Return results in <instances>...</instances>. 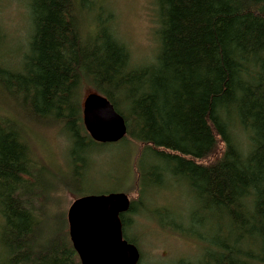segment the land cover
Returning <instances> with one entry per match:
<instances>
[{
    "label": "trees",
    "instance_id": "1",
    "mask_svg": "<svg viewBox=\"0 0 264 264\" xmlns=\"http://www.w3.org/2000/svg\"><path fill=\"white\" fill-rule=\"evenodd\" d=\"M155 2L159 48L152 61L136 65L111 12L100 10L86 31L93 0H26L28 51L21 53L18 66L0 61L1 242L8 264L82 263L67 231L68 218L42 210L48 180L38 182L43 171L32 168L24 125L1 108L8 104L60 125L75 147L97 145L83 122L87 86L123 115L128 126L123 140L143 143L142 193L171 177L186 182L200 198L197 212L214 209L226 220L220 225L223 240L213 242L217 264H262L264 0ZM77 151L76 171L80 160L84 164ZM145 206L131 200L121 214L124 236L135 244L128 234L129 215ZM222 233L217 227L216 235ZM257 241L261 249L253 247ZM177 264L195 263L182 259Z\"/></svg>",
    "mask_w": 264,
    "mask_h": 264
},
{
    "label": "rangeland",
    "instance_id": "2",
    "mask_svg": "<svg viewBox=\"0 0 264 264\" xmlns=\"http://www.w3.org/2000/svg\"><path fill=\"white\" fill-rule=\"evenodd\" d=\"M93 1V11L86 19L87 32L100 10L104 14L111 12L113 27L130 48L133 62L137 65L154 59L159 48L155 0ZM28 14L26 0H0L2 63L18 66L21 53L28 51ZM85 88L82 101L93 90ZM1 109L8 115H14L24 125L22 135L31 151L32 168L43 171L38 182L43 185L44 179L48 180L45 182L49 186L45 190L47 197L42 200L45 213L48 211L57 219L64 216L67 220L69 207L79 197L75 188L82 189L85 195L125 192L131 200L146 205L142 212L129 215L131 226L128 234L136 240L141 252L140 264H177L182 259L195 264H217L218 251L213 242L223 240L224 229L220 225L226 220L216 215L214 209L197 212L200 198L194 196L186 182L177 183L178 179L172 177L163 186L142 193L138 162L143 143L128 137L116 143L75 147L60 125L33 119L23 110L10 108L8 104ZM246 141L244 134L241 142L245 144ZM75 149L78 150L76 155L84 160V164L82 160L78 162V171L72 163ZM75 172L77 175H74ZM81 175L86 177L84 182ZM78 181L82 182L78 184ZM39 184L35 185L36 191L41 189ZM176 223L193 229V234L174 228ZM3 226L0 212V264H8V250L1 242ZM217 227L223 231L221 235H216ZM257 243L253 247L261 249V241ZM262 258L264 264V251Z\"/></svg>",
    "mask_w": 264,
    "mask_h": 264
},
{
    "label": "water",
    "instance_id": "3",
    "mask_svg": "<svg viewBox=\"0 0 264 264\" xmlns=\"http://www.w3.org/2000/svg\"><path fill=\"white\" fill-rule=\"evenodd\" d=\"M83 122L98 143H116L128 132L125 118L104 95L92 91L83 100ZM131 198L125 192L88 194L68 209L70 239L82 264H139L141 252L123 232L121 214Z\"/></svg>",
    "mask_w": 264,
    "mask_h": 264
}]
</instances>
